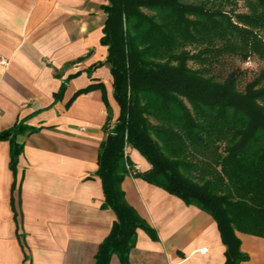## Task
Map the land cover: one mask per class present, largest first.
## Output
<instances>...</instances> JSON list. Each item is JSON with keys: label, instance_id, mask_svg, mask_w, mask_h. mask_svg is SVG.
<instances>
[{"label": "trees", "instance_id": "obj_1", "mask_svg": "<svg viewBox=\"0 0 264 264\" xmlns=\"http://www.w3.org/2000/svg\"><path fill=\"white\" fill-rule=\"evenodd\" d=\"M104 9L108 55L93 68L109 65L120 116L111 125L108 106L97 175L118 219L96 264H110L113 254L130 264L138 228L156 238L126 200L127 175L212 215L226 264H239L236 231L264 237V66L240 87L252 58L264 62V0H108ZM37 130L19 120L0 132L15 173L24 151L18 137ZM129 146L150 169L128 162Z\"/></svg>", "mask_w": 264, "mask_h": 264}, {"label": "crops", "instance_id": "obj_2", "mask_svg": "<svg viewBox=\"0 0 264 264\" xmlns=\"http://www.w3.org/2000/svg\"><path fill=\"white\" fill-rule=\"evenodd\" d=\"M107 4L0 0V132L19 120L38 129L18 137L16 173L10 142L0 140V264H96L118 219L104 206L97 175L108 106L111 125L120 116L109 65L93 68L108 55ZM126 153L139 171L151 168L136 149ZM122 189L156 233L137 229L130 264H226L227 246L208 212L133 175ZM236 234L239 264H264V237ZM110 264H122L117 254Z\"/></svg>", "mask_w": 264, "mask_h": 264}, {"label": "rangeland", "instance_id": "obj_3", "mask_svg": "<svg viewBox=\"0 0 264 264\" xmlns=\"http://www.w3.org/2000/svg\"><path fill=\"white\" fill-rule=\"evenodd\" d=\"M239 11H246V7L244 6L243 1L240 2ZM252 60L255 61L253 62V67H251L249 70H245L246 73L241 77L240 80V87L244 86L246 82H248L249 78L252 79L253 77H255L264 66L263 61L254 58H252Z\"/></svg>", "mask_w": 264, "mask_h": 264}, {"label": "built area", "instance_id": "obj_4", "mask_svg": "<svg viewBox=\"0 0 264 264\" xmlns=\"http://www.w3.org/2000/svg\"><path fill=\"white\" fill-rule=\"evenodd\" d=\"M0 61H2V58H1V56H0ZM252 64H251V62L250 61H248L247 62V66H251Z\"/></svg>", "mask_w": 264, "mask_h": 264}]
</instances>
